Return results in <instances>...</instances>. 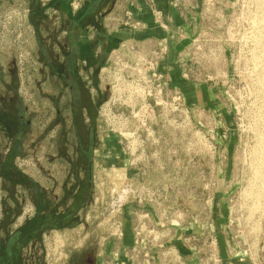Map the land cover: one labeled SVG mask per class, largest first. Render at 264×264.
I'll return each instance as SVG.
<instances>
[{
	"label": "rangeland",
	"instance_id": "374dc122",
	"mask_svg": "<svg viewBox=\"0 0 264 264\" xmlns=\"http://www.w3.org/2000/svg\"><path fill=\"white\" fill-rule=\"evenodd\" d=\"M46 3L29 10L27 0H0L4 263L15 264L1 248L38 207L40 219L56 224L48 215H63L64 226L35 235L16 264H95L106 248L115 262L124 209L133 227L140 199L160 208V219L175 204L180 227L201 214L206 224L193 228H205L207 243L209 222L222 217L223 236L240 231L250 238V264H264V0L204 1L191 79L216 96L202 112L158 86L141 61L145 49L84 63L75 33L62 34L68 26ZM126 185L137 188L136 198L124 196ZM77 193L84 202L71 215ZM121 198L125 204L111 208Z\"/></svg>",
	"mask_w": 264,
	"mask_h": 264
},
{
	"label": "crops",
	"instance_id": "0c3cea01",
	"mask_svg": "<svg viewBox=\"0 0 264 264\" xmlns=\"http://www.w3.org/2000/svg\"><path fill=\"white\" fill-rule=\"evenodd\" d=\"M39 1L27 0L29 10L31 7L33 10L34 5ZM204 1L83 0L77 11H71L70 0H47L46 6L56 14L57 18H60L63 24L68 26V28L62 29V34L71 31L75 33L72 46L84 63L88 61V63L95 64L99 57L104 61L108 53L126 45L141 50L145 49V55L149 58L154 55L153 52H150L149 46L152 48L154 46L162 47L163 53L158 59L156 73L162 76V80L168 84L171 91L182 96L189 111L193 107V109L202 112L209 109L213 95L216 96V89H212L207 82L194 83L191 79L193 63L190 53L195 40L193 37L199 28V18L204 9ZM156 12H158L157 15ZM126 13L130 14V23H137L135 27L123 25ZM80 17L81 20L76 22V19ZM98 52H101V56ZM212 204L209 207L214 208V212H216V201L214 206ZM173 207L175 209V204ZM134 209L143 211L144 206L135 204ZM209 211L212 213L211 209ZM124 212L126 215L123 226L124 234L119 238V252L122 256L121 259L125 256L124 259L127 261L126 256L128 257L130 254L133 236L130 211L124 209ZM209 223L215 229L218 264H250L244 255L243 248H240L242 241L232 236L231 238L223 236L222 217L215 216ZM198 224H206V220L204 221L201 214ZM170 233L172 236L167 239L162 237L160 242L174 247L178 252L181 264H200L191 257L183 245L181 236L184 233L181 229H173ZM106 254H110L108 248L104 251L98 249L95 255V264H112L113 261L108 262L111 258H106ZM153 254L154 263L159 264L155 256L156 249L153 250Z\"/></svg>",
	"mask_w": 264,
	"mask_h": 264
},
{
	"label": "built area",
	"instance_id": "2783aa9c",
	"mask_svg": "<svg viewBox=\"0 0 264 264\" xmlns=\"http://www.w3.org/2000/svg\"><path fill=\"white\" fill-rule=\"evenodd\" d=\"M83 0H72L69 3V6L72 11H77L81 7V3ZM158 12H156V15ZM129 13H126V20L123 22L125 26L128 27H135L137 23H130L129 21ZM195 41V40H194ZM193 41V42H194ZM129 47L132 49L134 46L126 45L122 46L121 48ZM120 48V49H121ZM119 49V50H120ZM119 50H116L119 51ZM163 53V48H160V52H154V55L152 58L146 57V55H140L141 61L144 62L147 66V72L150 75V77L153 80L158 81V86L160 85L161 88L166 87L169 91L171 89L169 88L168 84L162 80V76L156 73L155 68L157 66L158 59L161 57V54ZM160 92V90H159ZM173 92V91H172ZM174 97L172 98V101L176 104H179V102L183 101L182 96L177 93L173 92ZM124 196L132 195L134 198L137 197L138 190L137 188L134 189L131 185H126V188L123 190ZM124 200L122 199V202L120 203V208L125 204L123 203ZM169 202V201H168ZM141 203V200L139 199L137 201V206ZM144 206V210L141 211L140 209L135 210L134 209V226L132 227V236L133 241L130 248V254L128 257L126 256L127 261L124 259V257L121 259V254L115 253L113 256V259L115 262L112 264H155L154 263V254L153 250H157V254L155 255L158 259L159 264H181L180 257L178 255V252L174 249L172 245H167L166 243L160 242L162 237L167 239L168 237L172 236L170 231L173 229H181V231L184 233L181 236V241L183 245L188 250L191 257L195 258L198 263L200 264H218L219 259L216 253V235L214 229L210 226L209 227V242L207 243V232H205V228L201 229L200 227L198 230L194 229L193 226L198 224L197 218L194 217H186L188 220H191V223L185 220H182V224L184 226V221L187 224L185 227H180V224L178 225L175 222V210L173 207V204L166 205V210H164V214L161 216H165V218L160 219L157 214H159L160 208H155L153 204L149 207V204L147 202L141 203ZM185 209V208H184ZM172 211V213H170ZM186 211V210H185ZM168 213V214H167ZM184 215V213H182ZM185 216V215H184ZM180 218V216H178ZM181 220V219H180ZM202 230V231H201ZM164 233V234H162ZM124 234L123 227L119 232V237L121 238ZM164 235V236H162ZM237 238V240H241L242 244L244 245L243 252L244 255L248 258L250 261V243L248 244V241H250V238H246L245 236H242L240 234V231L236 232V235L234 236ZM209 248V250L207 249ZM207 251H209V254L207 256Z\"/></svg>",
	"mask_w": 264,
	"mask_h": 264
},
{
	"label": "trees",
	"instance_id": "16d2710c",
	"mask_svg": "<svg viewBox=\"0 0 264 264\" xmlns=\"http://www.w3.org/2000/svg\"><path fill=\"white\" fill-rule=\"evenodd\" d=\"M80 20L81 17L77 18L76 22ZM83 202H84V198H81V193L80 195H78L77 193L74 199V203L71 206V211L73 212H70V214L73 215V213H75L79 209V207L83 205ZM39 214H40V208L38 207L35 216L30 221L24 223L23 226H21L16 231H14L13 234L8 238V244L4 248H1L4 256H7L8 258L9 256L13 257V262L15 264L17 263V256L19 249L23 248L27 243H29L35 237V235L41 232L44 228H61L64 226V224L60 223V221L63 219V215L59 217L57 216L55 218L53 217V213L48 215L50 221L58 220V223L52 224V223H47L48 222L47 220L44 221L45 217L40 219L38 217ZM50 216H52L53 218H51ZM45 222L48 225L45 226ZM3 259L4 258L0 256V264H5L4 263L5 261H3Z\"/></svg>",
	"mask_w": 264,
	"mask_h": 264
},
{
	"label": "water",
	"instance_id": "95a60500",
	"mask_svg": "<svg viewBox=\"0 0 264 264\" xmlns=\"http://www.w3.org/2000/svg\"><path fill=\"white\" fill-rule=\"evenodd\" d=\"M121 202H122V198H121V200H119V202H118V203H116V204H115V203H114V204H112V205H111V208H113V209H114L116 206H119Z\"/></svg>",
	"mask_w": 264,
	"mask_h": 264
}]
</instances>
